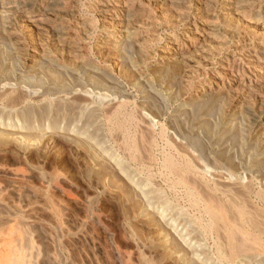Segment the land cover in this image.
Wrapping results in <instances>:
<instances>
[{
  "label": "rangeland",
  "instance_id": "1",
  "mask_svg": "<svg viewBox=\"0 0 264 264\" xmlns=\"http://www.w3.org/2000/svg\"><path fill=\"white\" fill-rule=\"evenodd\" d=\"M141 1L135 3L157 14L160 0ZM45 4L28 0L24 11L0 12V95L11 91L0 99V264H219L218 259L235 264L237 256L239 264H264V243L259 249L256 238L237 231L232 261L218 238L210 234L209 240L204 215L157 178L161 148H168L181 167L188 163L181 176L190 187L200 189L189 176L192 169L210 186L221 178L228 185L254 187L249 197L264 220V67L254 65L247 51L238 48L243 37L215 47L214 58L193 68L180 57L166 59L153 52L164 49L171 36L183 48L195 45L201 33L198 19L193 28L192 22H180L154 29L146 40L150 58L131 32L122 29L112 52L115 62L107 63L98 53L101 39L84 41L73 15L42 16L38 11ZM194 5L190 0L189 7ZM29 12L40 14L46 23L68 24L61 43L80 41L87 54L76 60L68 50L55 54L52 30L46 23L39 30L26 25ZM232 80L251 84L244 91L245 105L235 101L241 91ZM123 103L132 109L127 114L142 124L134 138L138 150L128 158L107 124V111ZM245 107L260 124H252ZM159 129L165 142L154 136L158 149L150 150L152 165L140 166L134 156L149 155L143 143L149 141L147 133L156 135ZM209 195L198 197L214 207L216 200Z\"/></svg>",
  "mask_w": 264,
  "mask_h": 264
},
{
  "label": "bare ground",
  "instance_id": "2",
  "mask_svg": "<svg viewBox=\"0 0 264 264\" xmlns=\"http://www.w3.org/2000/svg\"><path fill=\"white\" fill-rule=\"evenodd\" d=\"M36 1H38V0H36ZM43 1L46 2V4L43 5L44 9H40L39 11L37 10L40 14L43 13L42 16L46 15L49 17H53V19H56L57 17H60V15L63 17L66 16V15H62V14H70L71 16L73 15L74 17H76V22H77V24H74V25H76L75 30L78 32V34H81L83 36V40H84V37H85V39H91V38L96 39L97 37L99 39H101L102 43H100V44H102V46L100 47L98 53H99V55L103 56L102 58H105L104 60H106L107 63H112L113 61L115 62V56H114V58L112 57V55L114 54L112 52L114 50L115 42H117V41H115L116 36L118 33H122V29H124L126 31V33L131 32V35H129V36L130 37L133 36V38L135 39L134 42L136 44H138V46L140 45V47L142 49H144L145 52H143V53H145L148 58H150L151 55H153V53L154 54L158 53L161 58H166V59L167 58L180 57V58H182V61L185 60V63H188L189 67H190V65H192V64L194 65V63L198 64L199 62L201 64H202V62H205V64H207V62L209 61V57H210V59L215 57V55L213 54V51L218 50L215 47L220 49L221 47H224L226 44H228L231 40H233V39L238 40V39H241L243 37L242 41L240 43V46L238 48H240L241 51L242 50L247 51V56H249V58L253 60L252 63L254 65H259V68L262 66L264 67V0H193L195 3L193 8L189 7L190 0H160L156 4V6L158 5L157 7H159L158 11L155 12L157 14H153L150 11L148 12L147 10H145V7H147V6L144 7L145 4L143 5V8H144L143 9L141 7L142 5L136 4L137 1L135 3V0H43ZM27 2H28V0H0V12H2V13H13V12H17L19 10L24 11V10H26L24 8L27 7L26 6ZM41 3H43V2H41ZM153 8H155V7H152V9ZM117 13H120L122 16L119 14V16H121L119 18L117 16L118 15ZM164 13H166V14H164ZM40 14L32 15V12L25 13V18H26V23H27L26 25H29V27L30 26L36 27L38 30L45 27L46 26L45 25L46 20L44 21L43 19H41ZM94 15L99 17L100 23H98V24H100V25L96 24L95 19L93 17ZM191 15H192V20H190ZM67 16H69V15H67ZM95 18H97V17H95ZM61 19H62V17H61ZM197 19L199 20V22H201L200 23L201 26L200 27L197 26L198 28H196V29L197 30L200 29L201 33L198 32L196 34L197 39H196V41L194 40L196 42L195 45L192 43L193 44V46L191 45L192 47L186 45L185 48H183V44L181 45V43H180L181 40H180V42H178L179 39L177 40L176 38H173V36H171L169 38V40L167 41V44H165L166 47H164V49L159 48V49H161L160 51H157L159 49H157V50L154 49L155 51L153 53H151V48L149 47L150 45H149V43L147 44L146 40L148 39V36L151 39L150 35L152 33H154L153 31H155L156 29H158L160 27H162V29H163V28H165L163 26L169 27L172 25H176L177 23H180V22H185V23L192 22V23H190V26H192V28H193V26H196L195 20H197ZM60 22H63V20ZM48 23L49 22L46 23L47 24L46 27H48L52 30L53 38L57 41V46H53L55 48V51H56V52L54 51L55 54L59 53V55H60V54H63V52L65 50L66 51L68 50L69 52L67 51L66 53H69V55L71 56V59L74 57V60L79 59V57L83 58V56L87 54V49H86L85 45H82L80 43V41H72L71 43L68 41V43H66L65 45L63 44L65 42L61 43V41L63 39L62 36L65 34L66 30L68 29L67 28L68 24L65 27L64 26L65 24H63V23L62 24L58 23L57 25L51 24L52 22L49 24ZM190 26L188 25L187 27H189L191 30ZM168 27H167V29H168ZM196 29H194V30H196ZM72 31H74V30H72ZM119 31H121V32H119ZM69 32H70V30H69ZM164 32H163V34H164ZM71 34H72V32H71ZM154 35H152V38L154 37ZM192 35H193V33H192ZM70 36H72V35H70ZM74 36H76V35L74 34ZM118 36H119V34H118ZM165 36H166V34H165ZM166 37L168 39V35ZM64 39H65V37H64ZM150 39H148V40H150ZM153 39H155V38H153ZM156 39H158V37ZM160 39H162V38L160 37ZM89 43H90V41H89ZM83 44H85V43H83ZM42 46H44V45H42ZM89 46H91V45H88V47ZM96 46H97V48H99L98 45H96ZM96 46H94V47L96 48ZM43 48H42V50H43ZM47 48L46 49L44 48V51H46ZM95 48H93V49L95 50ZM156 48H158V47H156ZM88 49H90V47ZM244 51L242 53H244ZM64 55H65V53H64ZM64 55H63V57H64ZM82 58L80 60H82ZM85 58H86V56L84 57V59ZM68 60H70V59H68ZM74 60H72V61H74ZM93 60H96V59H93ZM246 60H248V59H246ZM86 61H88V60H86ZM247 62L249 63V61H247ZM69 63H71V62H69ZM112 65H114V63ZM193 65H192V67L194 68ZM189 67L187 66L188 69H189ZM104 68H105V66H104ZM189 71H191V70H189ZM190 77H191V75H190ZM246 82H248V81L246 80ZM218 83L222 85V82L221 83L218 82ZM232 84H233V86L236 87V90L238 89L241 91L235 95V101H241L242 104H244V102L246 101V97L248 96L244 91H245V89L251 88V84L248 83L249 85L247 86L244 83V81L238 82L236 80L233 81ZM10 93H11V91L9 89L3 91L0 95V99L3 100ZM119 103H121V102H119ZM124 104L125 103L115 104L114 106L112 105L113 107L111 109L109 107L110 110L107 111V112H109V114H108L109 116H107L108 117L107 122H109V123H107V124L110 127V131H111L110 136L114 140V143H116V146L119 147V150H121L123 152V154L125 153L127 155L126 157L128 158V155H131V152H133V150H135V149L138 150L137 148H135L136 144H134V142H137V141H134V138L135 137L137 138V136L139 135L137 133V131L139 130L138 128H140L142 124H141V122H139L141 124L140 125L134 119L132 114H127V111L132 110V109L127 110L126 105H128V103L125 105ZM129 108H131V107H129ZM246 110H247V113L252 116V120H253L252 124L255 126L258 125V123L260 124V122H259L260 120L255 116L253 111L249 107L246 108ZM263 125H264V122H263ZM153 132L150 131L149 133H147L148 135L150 134L149 138L147 139L149 141L146 140L147 142L143 143L144 145L147 144V146H146V148H148V149H146L147 152L148 151L150 152V150L155 149L154 146H155L156 142H154V145L152 143L154 136L155 137L158 136L156 138H159V140H163L165 142L163 129L160 130L159 133L155 132V134L158 133L156 135H154ZM156 146H157V144H156ZM167 147L168 146L166 145V148ZM156 148L158 149V147H156ZM142 149H143V147H142ZM163 149H164V147L161 148L162 151H160V157H161L162 164H161V169L158 166L160 171L157 175V178L160 177L162 179V181L165 183L166 188H168L167 190L170 189V190H172L171 192L174 191L175 193H177V195L179 194V195L183 196L185 198V200L187 199V201H189L187 203L190 204V206L194 209L195 213L197 211V213H201L204 215V218H206L205 219V221H206L205 227L206 228L202 227L200 225L202 227V230L205 228V229H207V232H209L208 233L209 237L211 234V237L214 236L216 239L218 238L217 240H219L220 245L222 246L221 249H223V252L225 254H227L229 256V258L232 259V261H235L234 259L236 257H234V256H235V250H236L235 245L236 244L234 241L233 234L236 231L241 236H243V235L245 236V234L249 235V236H246L247 238L250 237V235H252L254 237V240L256 238L255 241L258 240V243L256 246H258V248L260 249V247H262V245L264 243V220H263V218L261 219V217L258 216L259 213L258 214L256 213L257 210H259V208L256 209V212L254 211L255 207H256V206L254 207V205L257 204V202L253 204L252 201L254 199L250 200L251 198L249 197V195L252 192V189H251L252 186L251 187L248 185L243 186L242 184H241L242 186H240V185L233 184V183L228 185V184L223 183L224 181L221 182L220 181L221 178L218 180V183H217L218 185L210 186L211 184H209L207 182V179L204 181L203 178L198 176L199 172H198V174L193 173V169L191 170L188 167L189 170H191V172H192L191 173L190 171H188V172H190L189 176L191 175L190 176L191 180H194V182H195V183H193V185L196 184L197 186H199L200 189L199 190L196 189L195 185H194L195 187H193V186L190 187V186H188V184H186L188 179L186 178L187 181L185 182V180H183V178L181 176V174L185 170H187L186 167H187L188 163H185L187 165H183L181 167V164L178 162V160L176 161V158L178 156L174 160L173 154L171 155L169 153V151H167L168 148L166 150H163ZM143 151L145 152V150H143ZM139 152H137V153H139ZM151 152L149 153V155L147 153H145V156H144L145 158L142 159V157H141L142 160L140 158H138L140 153L138 155L136 154L137 155L136 158H135V156H134L135 154H134L133 155L134 160L135 161L138 160L137 162L139 163V165L141 164L144 166L145 165L151 166L152 162H153L151 159V156L153 158V155L150 156ZM134 153H136V151H134ZM153 153L155 155V151ZM157 153H158V151H157ZM180 154H181V152H180ZM180 154H177V155H180ZM179 160L181 161V159H179ZM135 161H134V163H135ZM154 161H156V159H154ZM183 162H184V159H183ZM148 168L151 169V167H148ZM142 169H141V171H142ZM159 169H157V170H159ZM146 171H147V169H146ZM188 172H186V173H188ZM150 173H148V175ZM184 179H185V177H184ZM215 180H217V179H215ZM227 181H229V180H227ZM188 183H191V182L188 181ZM249 185H251V184H249ZM252 188H254V187H252ZM196 190H198L197 191L198 193H199V191H202L204 193L207 192L208 194H211V195H209V197L213 196L212 198L216 200V205L214 207H212L210 204H208L209 200H207V203H206L204 197H202L203 200L200 199V197H198V195H200V193H202V192L197 194ZM258 194L260 197L261 196L260 193H258ZM173 198H175V197L173 196ZM177 198H175V199H177ZM206 199H208V198H206ZM178 200H179V198H178ZM259 200H261V199H259ZM180 201H181V199H180ZM187 203H186V205H187ZM201 214H198V216H196V217L199 218V216ZM261 216H262V214H261ZM200 221H201V219L198 220V222H200ZM203 233L205 234V232H203ZM206 235H207V233L205 234V236ZM211 237L209 238V240H211ZM237 237H238V235H237ZM237 237H236V239H237ZM215 238H213V239H215ZM217 240H215L216 243H217ZM213 241H211V242H213ZM252 242H253V240H252ZM216 246L220 247L219 245H216ZM215 250H216V248H215ZM257 251H259V250H257ZM225 254H223V257ZM218 260L220 262H218V261L217 262L219 264H222V263H224L223 260H225V259H218ZM237 260H238V256H237L236 261H235L236 263L238 262ZM240 260H242V259H240ZM228 261H229V259H228ZM229 263H230V261H229ZM237 264H239V262Z\"/></svg>",
  "mask_w": 264,
  "mask_h": 264
}]
</instances>
